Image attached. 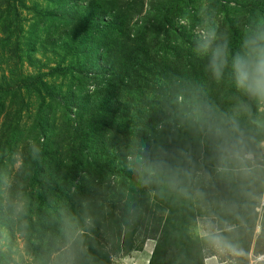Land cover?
Segmentation results:
<instances>
[{
	"label": "rangeland",
	"instance_id": "obj_1",
	"mask_svg": "<svg viewBox=\"0 0 264 264\" xmlns=\"http://www.w3.org/2000/svg\"><path fill=\"white\" fill-rule=\"evenodd\" d=\"M184 17L197 25L210 19L235 51L244 28L264 22V0H0V178L9 180V186L0 183V229L10 236L9 245L0 248V264H89L82 254L87 237L76 227L73 233L66 218L68 187L69 192L75 188L66 179L74 159L72 127L98 120L96 109L108 97L112 81L104 25L123 27L129 45L144 49L138 51V76L127 81L131 88L122 91L115 116L106 111L102 124L86 138L89 146L96 145L90 154L98 166L106 167L83 172L80 189L85 195L80 199L101 205L107 200L109 206L122 177L106 168L120 172L126 153L112 126L130 132L133 142L127 144L137 143L141 125L149 119L143 113H155L159 125V112L169 114V80L185 74L188 81L187 69L203 58L194 51L192 32L181 23ZM233 28L239 34L236 42ZM191 88V96L196 88L208 91L206 82H192ZM239 103H247L246 98L239 95ZM236 105L227 107V114ZM258 119L264 117L253 105L248 122L256 128L264 155V128L253 122ZM32 139L43 141L39 159L32 157ZM149 171V229L163 232L164 242L156 253L159 233L143 231V243L112 264H264V187L248 200L254 174L222 175L217 168L168 164ZM17 194L27 202L22 218L27 227L10 219V201ZM249 202L256 204L253 227L248 225ZM137 234L135 229L133 236ZM199 236L206 239L189 242ZM197 244L203 248L201 261L192 255Z\"/></svg>",
	"mask_w": 264,
	"mask_h": 264
},
{
	"label": "trees",
	"instance_id": "obj_2",
	"mask_svg": "<svg viewBox=\"0 0 264 264\" xmlns=\"http://www.w3.org/2000/svg\"><path fill=\"white\" fill-rule=\"evenodd\" d=\"M110 24L106 22L104 25L107 34L105 35L106 42L104 44L108 46L107 55L110 57L113 69L112 81L107 86L109 88L108 97L100 100L101 106L96 109V114L99 113L97 115L98 120L94 121L92 119L72 127L74 133L72 142L74 159L69 168L71 174L68 175L69 179H66L70 184L75 182V188L71 192H69L70 187H68L67 200H65V206L68 210V217L66 218L72 224L73 233L78 228L82 234H85L80 236L87 237L85 252L82 254H84V261L89 264H112L113 259L125 255L128 251L143 243L144 239L140 238L143 231L145 235L159 233L155 252L159 251L164 242V239L162 242L164 234L163 232H157L155 228L149 229L148 221L149 200L147 196H149L150 181L148 183L144 181L149 174V169L158 170L164 168V164H168L170 168L182 167V165L189 166L193 170L199 167L204 169L217 168L216 140L212 129L221 120L233 114H227V107L239 104V95H241L236 91L229 71L226 70L224 78L217 82L205 71L206 58H200L197 67L187 69V74L190 75L191 73L188 81L186 78L184 79L185 74L169 80L170 84L167 86L169 87L168 93L171 99V101H167L169 103H167V113L169 114L159 112L158 119L161 120L159 125L157 121H153V118L156 117L155 113L150 114V110L143 113V117L149 115V119H146L141 125L140 130L143 132V136L139 138L136 136L137 139L134 141H137V143L127 144L128 141H132L129 137L130 132L123 130L120 124L112 126L113 137H119L121 144L124 145L122 150L126 151L123 155L124 164L120 172L115 171L114 168L112 170L106 168L107 172L114 171V176L119 175L122 177L120 192L115 194L116 198L112 200L109 198L111 200L109 206L107 200L103 205L85 199L81 200L80 198L85 195V190L80 189L82 183L80 179L84 177L82 176L83 172L95 168L105 170L106 167L98 166L97 158H93L90 154V151H93L96 145L89 146L86 138L98 128L99 124H102L99 119H102L103 114L107 113L106 111H112V116L116 114L118 99L122 91L131 88L127 81H134L138 76L135 68V66L139 67L140 63L138 51H141V54L144 52L142 46L134 47L132 43L129 45L131 42L130 37L127 33L125 35L123 27L111 26ZM232 34V37H234L232 40L236 42L239 34L235 28H233ZM119 36L122 37V41L117 39ZM137 40H139V45L143 41L141 37ZM192 82L195 86L198 83L206 82L208 91L200 93L197 92L200 90L196 88L193 96H191L189 93L192 90ZM139 109L141 110V108ZM238 119L241 131L248 143V148L256 157L257 168L253 173L255 179L254 186L251 189L252 196L248 197V200H250L253 196L254 198L258 197L264 187V155L261 154L258 148L259 141L255 137L256 128L254 124L248 122L247 115H241ZM156 144L157 147L155 146L156 149H154ZM152 151L155 152L152 153ZM127 155L130 161H127ZM76 180H78L77 183ZM109 190L113 191L111 188ZM127 190L128 193H126ZM233 190L235 189L233 188ZM207 200L210 199L207 198ZM207 203L210 205L212 201L210 200ZM236 203L234 202L233 206L236 207L238 205ZM248 204L252 205L250 202ZM255 205L250 206V212L248 213V219L252 220L248 225H252L251 227H253L256 215L255 211L253 212ZM235 214H238L237 209L234 211ZM89 218L90 223L88 222ZM191 223L194 222L185 224L186 232L190 230ZM143 226L144 228H142ZM135 229L138 230L137 236H133ZM237 230V228L234 229V231ZM248 233L251 236L252 231L249 230ZM199 238L201 242L206 239L200 236L198 238L190 237L189 242L196 244ZM202 249L197 244V252L192 254L200 261L203 258L201 256ZM49 259L48 257L47 261H50ZM193 262L195 263L194 259H192Z\"/></svg>",
	"mask_w": 264,
	"mask_h": 264
},
{
	"label": "clouds",
	"instance_id": "obj_3",
	"mask_svg": "<svg viewBox=\"0 0 264 264\" xmlns=\"http://www.w3.org/2000/svg\"><path fill=\"white\" fill-rule=\"evenodd\" d=\"M181 23L192 32L196 54L206 58L205 71L217 82L224 78L226 70L229 71L236 91L247 100V103L237 104L233 114L212 129L216 140L217 172L222 175L232 172L251 175L257 168L256 157L248 148L238 117L251 116L253 105L264 117V22L246 26L239 49L235 51L231 48L230 41L221 37L217 26L210 19L197 25L191 17H184ZM253 122L264 128V119ZM42 143V140L29 141L33 159H39ZM152 175L153 172L149 171L144 182L148 183ZM0 183L9 186L8 177L5 175L0 178ZM10 208V219L13 222L19 221L21 227H27L22 219L27 214V202L21 194L10 201ZM88 222H91L90 218ZM9 243L8 232L0 229V248H6Z\"/></svg>",
	"mask_w": 264,
	"mask_h": 264
},
{
	"label": "built area",
	"instance_id": "obj_4",
	"mask_svg": "<svg viewBox=\"0 0 264 264\" xmlns=\"http://www.w3.org/2000/svg\"><path fill=\"white\" fill-rule=\"evenodd\" d=\"M262 259L260 256L258 257V260Z\"/></svg>",
	"mask_w": 264,
	"mask_h": 264
}]
</instances>
